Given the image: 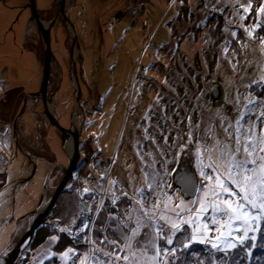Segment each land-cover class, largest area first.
Listing matches in <instances>:
<instances>
[{
  "label": "rangeland",
  "instance_id": "obj_1",
  "mask_svg": "<svg viewBox=\"0 0 264 264\" xmlns=\"http://www.w3.org/2000/svg\"><path fill=\"white\" fill-rule=\"evenodd\" d=\"M68 6V19L78 35L74 55L78 50L82 108L76 104L72 69L74 32L64 18L55 29L62 33L65 59L60 73L53 74L50 91L57 98L51 96L49 107L61 126L83 124L81 165L68 187L77 186L83 198L97 199L98 213L105 198L117 203L127 197L133 208L125 220L116 221L125 243L121 253L112 254L94 239L98 215L78 221L86 203L80 207L72 194L65 193L51 212L71 208V217L63 213L54 222L49 214L46 222L60 230L67 218L64 232L83 250L58 252L60 240L55 236L51 245L34 248L30 244L14 264H174L172 251L164 252L162 241L178 232L173 223L196 219L188 209L207 203L204 194L212 182L201 172L216 174L206 167L209 157L220 161L221 149L235 134L241 117L242 132L252 127L257 137L264 135V38L259 33L264 27V13L259 11L264 0H70ZM13 18L0 1V77L5 73V80L24 68L31 70L32 64L19 47L22 29L10 28ZM29 100L22 107L26 120H16L20 127L10 134L12 144L24 140L21 149L15 146L7 168L10 178L0 190V253L25 237L34 213L51 200L63 179L62 168L69 164L66 147L73 146L72 139L56 136L47 146L45 126L51 124L42 103ZM78 109H84L82 119ZM159 148L156 161L152 153ZM61 160L65 164L55 171L53 165ZM187 165L198 180V193L191 198L175 185V176ZM216 221L209 209L198 224H180V228L191 229L197 239L205 237L203 243L191 240L190 246L215 243L220 251L243 249L225 248L222 243L227 238L239 245L242 230L229 236L226 217L217 214ZM255 223L249 237L257 235L262 220ZM234 228H240L239 222Z\"/></svg>",
  "mask_w": 264,
  "mask_h": 264
},
{
  "label": "snow or ice",
  "instance_id": "obj_2",
  "mask_svg": "<svg viewBox=\"0 0 264 264\" xmlns=\"http://www.w3.org/2000/svg\"><path fill=\"white\" fill-rule=\"evenodd\" d=\"M245 11H248V8H245ZM259 11L264 13V7H261ZM242 119L243 117L236 121L235 134L229 135V142L221 149L220 161L213 162L211 156L209 157L210 163L206 167L212 169L216 173L215 176L201 172L207 181L212 182L204 194L207 203L201 201L199 209H188L189 213L193 211L196 213L195 220H191L190 217L189 220H181L179 224L173 223L172 225L177 231H182L180 224L190 222L198 224L201 215L206 214L211 209L214 223L217 222V214L226 217L229 236L232 235L233 231L242 230L239 245L226 238L222 242L225 248L243 247L249 239V232L256 229L255 222L264 220V135L257 137L252 127L247 132H242ZM225 131L227 132L228 129ZM242 137L244 138L243 141ZM176 215L180 216V212H177ZM237 222L240 225L239 229L234 228V224ZM205 227L207 226L205 225ZM135 234L134 232L133 235ZM174 235L175 232L172 235H166L168 245L173 244L172 236ZM53 239L56 238L53 237ZM190 239L203 243L205 237L197 239L194 234ZM250 239L255 240L256 237L252 236ZM183 246L188 248L189 244L184 243ZM212 247L217 251L221 250L218 244L213 243ZM71 251L69 249V252ZM167 251L166 249L165 252ZM172 254H175L174 249ZM124 259L127 260L128 257L125 256Z\"/></svg>",
  "mask_w": 264,
  "mask_h": 264
},
{
  "label": "trees",
  "instance_id": "obj_3",
  "mask_svg": "<svg viewBox=\"0 0 264 264\" xmlns=\"http://www.w3.org/2000/svg\"><path fill=\"white\" fill-rule=\"evenodd\" d=\"M246 22L249 25L250 20H247ZM259 33L261 37L263 36L264 38L263 26L260 27ZM242 39L243 38L241 37V40ZM240 51H242V49ZM261 92H264V82L262 83ZM7 177L8 174L6 172H0V190L4 189V187L6 186ZM73 182H70V185ZM70 188L67 187V189L61 194L60 198L66 196L65 193L72 194L74 200L79 202L80 207H82L83 203H86V208L89 207L88 210H86L85 205H83L82 208L84 210H81L80 208V211L78 212V215H80L78 221L82 222L86 219V217L98 215L96 229L94 232V239L99 248H103L104 250L109 251V253L111 252L112 254L121 253V246L124 245L125 239L119 234L118 231H116L117 228L115 227H118L119 224L116 221H123L127 218V216L130 215L131 208H133L131 199L124 197L116 203L109 198H105L98 213V210H96L97 199H94L93 201L91 199L92 195L86 196L85 198L81 197L79 189H75L77 188V186ZM78 195L80 196V199L77 197ZM58 207L59 203L57 205V208ZM69 209L70 210L68 211L67 209H64V211L62 212L55 210L53 211L54 214L50 212V216L52 215L53 218L56 219H53L54 222H56L57 219L62 218V215H65L63 213H66L67 218H70V211L73 210L71 208ZM67 218L64 223L67 222ZM64 223L62 224V226L64 225ZM62 226L60 230H57V228H53L52 226L48 225V222H46L34 234L33 240L31 242V247L37 248L44 245H51L53 243V237L57 236L60 240L58 241V245L56 248L58 252H63L69 248L83 250L81 249L82 247L76 245V242L71 237L70 233L61 231L62 229H64V227ZM256 234L257 235H253L256 236V239L252 240L249 237L247 243L241 250L234 249L231 251H217L209 244H193L192 246L189 245L188 248H184V243H191V229L187 231L182 229V231H178L172 237V245H168L165 239L162 241V246L164 252L166 249L168 251H172L173 249L175 250L174 255L171 253L175 257L174 264H264V220H262V224L258 228V232ZM176 242L178 244H176ZM55 262L57 263L58 261L56 260Z\"/></svg>",
  "mask_w": 264,
  "mask_h": 264
},
{
  "label": "water",
  "instance_id": "obj_4",
  "mask_svg": "<svg viewBox=\"0 0 264 264\" xmlns=\"http://www.w3.org/2000/svg\"><path fill=\"white\" fill-rule=\"evenodd\" d=\"M61 8L62 11L60 14L49 24L45 23L42 19L40 20L41 27L44 31V39H45V45H46V61L44 64V77L42 81V86L41 90L38 93H33L31 94L32 99L36 100L38 98H43V107H44V113L49 121V123L56 128L62 135L63 140H68L69 138L72 139L73 142V149L72 153L70 154V159H69V164L67 167L64 168V177L59 184L58 188L55 191V194L51 198V200L45 205L43 208L38 209L37 212H35V218L33 222L31 223L29 230L27 231L25 237L17 242L8 244L3 251L0 253V261L7 259L8 254H10L12 249H17L19 250L18 255H16V260L20 256L21 253L26 250L33 239L34 234L38 230V228L47 221V218L51 212V210L54 208L56 205L59 197L61 194L66 190L70 182L75 176L76 171L79 168V163L81 160L82 156V151H81V133L80 129L83 128V124L81 126H78L76 122L73 123L71 127H63L58 123V120L54 117L52 112L50 111V103L52 100V97L49 98L48 96V91H49V86L51 82V73H52V63L54 59V53L52 50V28L53 26L60 21L62 18H64L68 24L72 27L73 32H74V44L72 46V69L75 74L74 79L76 80L77 87H78V96H77V102L76 104H81V86H80V81H79V74L77 70V65H76V57L74 55V48L78 46V35L76 33V29L73 25V23L68 19L67 15V9L68 5L66 6L65 0H61ZM5 73L0 77V80L4 77ZM214 94L216 97L219 96V88L215 87L214 88ZM76 124L78 130H74V125ZM69 134L70 136L68 138H65V135ZM175 185L179 187L182 190V194L185 198H191L195 197L197 193V187H198V180L196 175L193 173L192 170H190V167L187 170H182L179 172L176 177H175ZM15 260V261H16Z\"/></svg>",
  "mask_w": 264,
  "mask_h": 264
},
{
  "label": "flooded vegetation",
  "instance_id": "obj_5",
  "mask_svg": "<svg viewBox=\"0 0 264 264\" xmlns=\"http://www.w3.org/2000/svg\"><path fill=\"white\" fill-rule=\"evenodd\" d=\"M5 4L9 11H12L14 14V20L11 25V30H14L16 26H18V29H22L23 37L22 42L19 44L20 48H23L22 53L26 55V58L29 61V63H32L35 65V68H37L36 72L39 76L44 77V64L46 61V45H45V39H44V31L41 27L40 20L42 19L45 23L49 24L51 23L62 11L61 6V0H49L50 4H46L48 0H0ZM74 1V0H73ZM69 0H66V6L69 5ZM72 6V5H71ZM70 6V8H71ZM69 7V6H68ZM69 8V9H70ZM59 24L56 23L52 28V50L54 53V59L52 63V73H51V82L49 86L48 96L51 97V84L53 80V74L57 71L60 73V66L62 65V58L65 59L64 54L62 52V33L61 31L56 30V26ZM70 27V26H68ZM72 37L71 35L69 36ZM19 40V33H17L16 36V42L18 43ZM29 46V47H28ZM25 48H28L29 52H26ZM58 49V53H57ZM57 70H55L56 68ZM56 74V73H55ZM73 74V72H72ZM36 93H38L41 90L42 86ZM32 103H42L43 105V98H38L36 100L32 99V96L28 97L26 99V105L30 102V99ZM82 104V103H81ZM82 108V105L79 106ZM84 109H78V114H81V119L83 118ZM83 130V128H82ZM82 132V131H81ZM155 149V148H153ZM156 150V149H155ZM153 151V150H152ZM161 152V149L159 148L158 151H154L152 154H154V158L156 161H159L158 154ZM183 165L184 162L186 163V157L183 158ZM187 167V168H186ZM185 169L189 168V165H187ZM184 170V169H183ZM198 193V192H197Z\"/></svg>",
  "mask_w": 264,
  "mask_h": 264
},
{
  "label": "crops",
  "instance_id": "obj_6",
  "mask_svg": "<svg viewBox=\"0 0 264 264\" xmlns=\"http://www.w3.org/2000/svg\"><path fill=\"white\" fill-rule=\"evenodd\" d=\"M28 67L31 70L24 68L21 73L13 75L10 80L2 78L5 86H0V172H6L9 178L10 174L7 172V168L13 160L15 146L17 147V150L21 149L19 147H22V141L24 140V138L20 139V141L18 139L15 141V144H12L13 137H11V135H13V133L15 134V130H18L20 127L18 126V122H16V120H21L24 117L22 116V107L24 105L26 106V99L31 94L36 93L38 87L41 85V76L37 74L36 69L34 70L35 65L29 64ZM52 92L51 96L56 97V92ZM34 109L36 110V105ZM24 120H26V117H24ZM45 127L47 129V132L45 130V136L48 139H46L48 142L47 146L49 144L50 137L56 136L57 138L60 137L62 139L61 133L57 132L52 125H47ZM5 136H9L12 139L10 138L8 139L9 141H4L3 137ZM14 137L16 138V136ZM66 150L69 153V149L67 147ZM62 158L66 159V156L63 155ZM60 163L65 164V161L61 160L60 162L54 164L53 169H55V171L58 170V167L62 168V166L59 165Z\"/></svg>",
  "mask_w": 264,
  "mask_h": 264
},
{
  "label": "bare ground",
  "instance_id": "obj_7",
  "mask_svg": "<svg viewBox=\"0 0 264 264\" xmlns=\"http://www.w3.org/2000/svg\"><path fill=\"white\" fill-rule=\"evenodd\" d=\"M65 2H66V0H65ZM77 55H78V50H76V52H75V57L77 58ZM78 86V85H77ZM76 86V87H77ZM77 90H78V87H77ZM79 93V92H78ZM78 93H77V96H78ZM81 95H82V89H81ZM76 99H77V97H76ZM81 105V104H80ZM79 105V106H80ZM79 126V125H78ZM74 130H78V128H77V126H76V124L74 125ZM70 135L69 134H66L65 135V138H68ZM69 150V156H71L70 154L72 153V149H73V146H72V149L70 148V147H67ZM83 154V153H82ZM83 156V155H82ZM81 156V157H82ZM70 159V158H69ZM80 165H81V160H80V163H79V168H80ZM67 167V166H66ZM64 168L65 167H63V174H64ZM78 168V169H79ZM76 174V173H75ZM63 177H64V175H63ZM176 177V176H175ZM67 189V188H66ZM182 193V192H181ZM197 194V193H196ZM35 218V217H34ZM34 220V219H33ZM33 222V221H32ZM31 222V223H32ZM31 225V224H30ZM42 226V225H41ZM34 237V236H33ZM33 240V239H32ZM12 252L10 253V254H8V256H7V259H6V262H7V264H14V262H15V260H16V255H18V253H19V250H17V249H12L11 250ZM2 261H5V260H2ZM2 261H0V262H2Z\"/></svg>",
  "mask_w": 264,
  "mask_h": 264
}]
</instances>
